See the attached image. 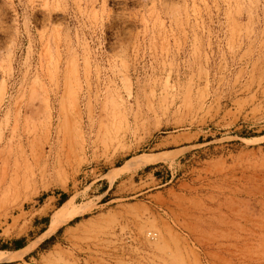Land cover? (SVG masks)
<instances>
[{
	"label": "rangeland",
	"instance_id": "obj_1",
	"mask_svg": "<svg viewBox=\"0 0 264 264\" xmlns=\"http://www.w3.org/2000/svg\"><path fill=\"white\" fill-rule=\"evenodd\" d=\"M0 253L264 264V0H0Z\"/></svg>",
	"mask_w": 264,
	"mask_h": 264
},
{
	"label": "trees",
	"instance_id": "obj_2",
	"mask_svg": "<svg viewBox=\"0 0 264 264\" xmlns=\"http://www.w3.org/2000/svg\"><path fill=\"white\" fill-rule=\"evenodd\" d=\"M61 197H62V201L65 202L67 199H68V195L65 194V193H61ZM80 218H76L75 220H79ZM46 223H49V220L46 219L45 221ZM53 238L45 241L43 244H42V247L45 246L46 244L49 243V241H52ZM26 246L25 244V240L24 239H20V240H16L13 245L11 247H7V246H4L3 248L4 249H14V250H20V249H23L24 247ZM13 264V263H12Z\"/></svg>",
	"mask_w": 264,
	"mask_h": 264
},
{
	"label": "bare ground",
	"instance_id": "obj_3",
	"mask_svg": "<svg viewBox=\"0 0 264 264\" xmlns=\"http://www.w3.org/2000/svg\"><path fill=\"white\" fill-rule=\"evenodd\" d=\"M81 137V136H80ZM129 166L130 165H127V167L126 168H128L129 169ZM81 211H76L74 214H79ZM21 252H19V254H20ZM22 254V253H21ZM14 258H16V256L15 255H12V254H9V255H6V254H2V253H0V262H6V261H11L12 259H14ZM17 259V258H16Z\"/></svg>",
	"mask_w": 264,
	"mask_h": 264
}]
</instances>
